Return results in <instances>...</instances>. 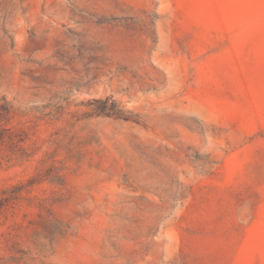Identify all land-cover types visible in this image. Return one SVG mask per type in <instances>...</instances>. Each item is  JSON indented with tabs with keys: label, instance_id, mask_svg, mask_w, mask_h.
<instances>
[{
	"label": "rangeland",
	"instance_id": "rangeland-1",
	"mask_svg": "<svg viewBox=\"0 0 264 264\" xmlns=\"http://www.w3.org/2000/svg\"><path fill=\"white\" fill-rule=\"evenodd\" d=\"M0 264H264V0H0Z\"/></svg>",
	"mask_w": 264,
	"mask_h": 264
}]
</instances>
